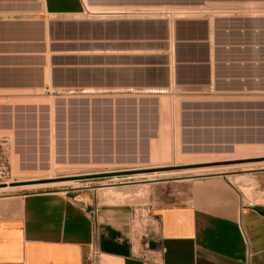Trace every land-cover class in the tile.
Returning a JSON list of instances; mask_svg holds the SVG:
<instances>
[{
    "label": "crops",
    "instance_id": "obj_1",
    "mask_svg": "<svg viewBox=\"0 0 264 264\" xmlns=\"http://www.w3.org/2000/svg\"><path fill=\"white\" fill-rule=\"evenodd\" d=\"M209 3L0 0V164L8 133L30 134L36 149L45 132L49 147L54 114L128 146L156 141L159 115L190 116L194 130L201 115L264 114V29L193 20L210 17ZM183 19L204 25L179 28ZM147 201L0 197V264H88L91 251L97 264H142L130 234L138 206L158 221L144 242L159 264H264V205L247 204L223 177L168 182Z\"/></svg>",
    "mask_w": 264,
    "mask_h": 264
},
{
    "label": "rangeland",
    "instance_id": "obj_2",
    "mask_svg": "<svg viewBox=\"0 0 264 264\" xmlns=\"http://www.w3.org/2000/svg\"><path fill=\"white\" fill-rule=\"evenodd\" d=\"M209 2L205 8L209 10L210 17L193 20H205L210 26L218 29L234 27L264 29V0H209ZM189 20H179L177 26L183 29L196 28L200 32L204 24L190 23ZM199 101L206 100L199 98ZM210 101L227 106V102L232 100L225 97L217 98L214 95ZM40 117L43 122L46 120V116ZM188 117L190 116L181 114L159 115L160 128L156 141L150 140L149 146H128L115 145L117 141L115 138L114 140L109 138V132H101L100 135L103 136L95 137L91 130L89 132L70 130L68 116L50 115L49 147L46 146L45 132L42 133V144L36 146V149L31 145L30 134L24 133L25 135L18 137L17 142L11 133L7 134L9 139L7 157L5 162L0 164V186L47 178L58 180L65 177L79 178L142 169L229 164L210 166L206 169H189L190 171L144 174L142 178L133 177L142 174H132L113 177L115 179L85 181L69 179L74 185L18 188L13 191H0V197L51 192L82 201L143 205L148 203L147 199L153 188L168 182L219 176L230 182L247 204L264 205V161H260L264 159V114H216L211 115L209 120L207 116L201 115L197 117L198 128L194 130L185 128L190 126ZM151 118L154 119L155 116ZM78 119L77 116L73 122ZM161 123L165 124V127H162ZM154 134V131H150L149 138ZM111 143L113 145H110ZM245 161L252 162L237 165L230 163ZM108 188L110 190H107Z\"/></svg>",
    "mask_w": 264,
    "mask_h": 264
},
{
    "label": "built area",
    "instance_id": "obj_3",
    "mask_svg": "<svg viewBox=\"0 0 264 264\" xmlns=\"http://www.w3.org/2000/svg\"><path fill=\"white\" fill-rule=\"evenodd\" d=\"M71 94V93H69ZM158 228V221L152 214V209L149 206L133 207L130 218V234L133 241L137 244L141 243L143 252L137 251V255L142 264H159L157 258L149 251V245L144 242L151 233H154ZM88 264H97V253L91 251L86 258Z\"/></svg>",
    "mask_w": 264,
    "mask_h": 264
},
{
    "label": "water",
    "instance_id": "obj_4",
    "mask_svg": "<svg viewBox=\"0 0 264 264\" xmlns=\"http://www.w3.org/2000/svg\"><path fill=\"white\" fill-rule=\"evenodd\" d=\"M260 161H264L260 160ZM252 161H245V162H230L231 164H244V163H250ZM229 164V163H226ZM225 163H218V164H204V165H199V166H187V167H182V166H176V167H166V168H155V169H147V170H142V171H126V172H115V173H108V174H101V175H93V176H82L79 178H71L76 181H85V180H98V179H107V178H113V177H120V176H129L132 174H154V173H169V172H176V171H183V170H189V169H200V168H208V167H218V166H225ZM54 181H63V180H54ZM54 181H39V182H34V183H29V184H18L15 185L16 187H20L22 185H34V184H44L47 182H54ZM1 187V186H0Z\"/></svg>",
    "mask_w": 264,
    "mask_h": 264
},
{
    "label": "bare ground",
    "instance_id": "obj_5",
    "mask_svg": "<svg viewBox=\"0 0 264 264\" xmlns=\"http://www.w3.org/2000/svg\"><path fill=\"white\" fill-rule=\"evenodd\" d=\"M199 165H204V164H199ZM190 166H194V165H190ZM182 167H187V166H182ZM142 170H145V169H142ZM142 170H139V171H142ZM195 170H198V169H195ZM183 171H190V170H183ZM120 177H122V176H120ZM133 177L134 178H136V177L137 178H142V177H144V174L139 175V176L136 175V176H133ZM152 177H151V179H152ZM71 178H74V177H65L63 179H60V180H63V181H54L52 178H47V179H44V180H38V181H32V182H22V183H14V184L13 183H7V184L2 185L0 187V191H9V190L13 191V190L18 189V188H40V187H55V186H58V185H74V183L70 182V180H69ZM64 179H68V180L64 181ZM113 179H115V178H113ZM39 181H54V182H47V183H44V184H34V185H22L20 187H16L15 186V185H18V184H29V183L39 182ZM25 186H27V187H25ZM107 190H109V188Z\"/></svg>",
    "mask_w": 264,
    "mask_h": 264
}]
</instances>
